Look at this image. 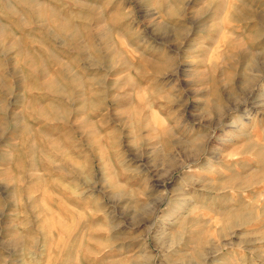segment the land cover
<instances>
[{
  "label": "rangeland",
  "instance_id": "374dc122",
  "mask_svg": "<svg viewBox=\"0 0 264 264\" xmlns=\"http://www.w3.org/2000/svg\"><path fill=\"white\" fill-rule=\"evenodd\" d=\"M0 264H264V0H0Z\"/></svg>",
  "mask_w": 264,
  "mask_h": 264
}]
</instances>
